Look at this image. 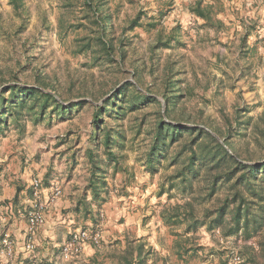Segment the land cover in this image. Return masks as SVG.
Masks as SVG:
<instances>
[{"label":"rangeland","instance_id":"1","mask_svg":"<svg viewBox=\"0 0 264 264\" xmlns=\"http://www.w3.org/2000/svg\"><path fill=\"white\" fill-rule=\"evenodd\" d=\"M93 1L100 14L86 0H0V95L31 86L75 104L61 113L35 92L3 115L0 205L29 195L34 178L42 192L53 184L62 194L64 186L83 190L72 234H100L92 244L108 258L103 264H264V172L241 179L233 158L264 162V0ZM108 13L114 29L102 40L99 20ZM131 83L122 103L112 99L124 110L106 105L96 133L97 107ZM143 94L158 102L142 103ZM165 121L201 133L167 135L151 162ZM237 187L253 202L249 218L242 205L239 227ZM173 209L179 217L164 220ZM77 258L71 263L82 264Z\"/></svg>","mask_w":264,"mask_h":264},{"label":"crops","instance_id":"2","mask_svg":"<svg viewBox=\"0 0 264 264\" xmlns=\"http://www.w3.org/2000/svg\"><path fill=\"white\" fill-rule=\"evenodd\" d=\"M29 187L30 194H27V190L21 191V194L18 195L19 201L15 205L12 204L10 207L0 205V264L7 259L2 242L5 236L11 237L14 241V258L19 261H32L35 264H72V258L69 260L63 256L62 247L72 235V227H74L73 223L75 221L73 213L76 210L77 201L82 198L81 192L83 190L77 189L72 192L73 194H70L68 192L69 186H64L62 196L49 209L45 223L38 228L34 236L35 248L27 250L25 247L28 230L27 214L31 210L34 201L31 185ZM50 188L43 189L42 197L44 199L47 198ZM5 199L4 195H0L1 202H4ZM88 199L91 198L88 197ZM85 203L91 211L93 205L90 201ZM144 235L146 233L140 236L143 237ZM155 237L157 236L155 235ZM151 245L153 249L161 250L159 245L154 243V240L149 244V246ZM102 252L103 250L96 245L86 243L82 254L78 258L76 257V260H80L82 264H103L104 260L108 258H104L105 255H102ZM106 263L109 264L110 262Z\"/></svg>","mask_w":264,"mask_h":264},{"label":"trees","instance_id":"3","mask_svg":"<svg viewBox=\"0 0 264 264\" xmlns=\"http://www.w3.org/2000/svg\"><path fill=\"white\" fill-rule=\"evenodd\" d=\"M86 2H87V4H89V6H91L92 8H94L96 10V13L98 12L97 11L98 8L95 6V3H94L93 0H86ZM200 15H202V14H200ZM100 17H101V22L99 20V24H100V29L102 31L100 37H101L102 40H104V35L107 33L106 29H108V27L111 30L114 29V21H113L112 15L109 14V13L108 14H101ZM108 44H109V49H110L109 53H113L114 50H115V48L113 46L114 45L113 42L110 41V43L108 42ZM128 86H136V85L131 83V84H124L123 86H120L114 92V94H113V96L111 98L105 100L103 105H99L97 107V111L95 112V121H94L95 122V127H96V133H98V131L102 130V123L104 121V115L108 111L107 110L108 107L106 105H109V103L112 102V99L114 97H119V101H121L120 103H122L123 97L126 96V91L125 90L127 89ZM5 89L6 90H3V92L0 95V98H1L0 101L2 100L1 102L4 101L5 104H6V106H3V105H1V102H0V118H1L0 121H3L4 123H6V120L4 118L6 116H3V115L6 114V111H8V109L13 108V107L16 108L17 105H19V103L20 104L24 103L27 100V98L31 97V95L34 94L35 92H37V93L43 95L44 97H46V100H48L49 98L54 99L56 105H58L57 109H59V111H61V113H65L66 111H68L69 108H71L73 105H75V104H71L69 106H64L63 103L60 102L59 100L55 99L54 96L51 93H45L43 90H41L38 87L19 86V85L14 86L13 85V86H10V88L8 90H7V88H5ZM136 90L138 92H140V93L142 92L141 90L137 89V87H136ZM11 91H12V94H11V100H10V103H9V101L4 96V94H5V92H11ZM179 96L181 97V94L175 95V97H179ZM142 100H143L142 103H144V104L147 103V102H151V101L152 102H158L157 98L149 97V96H146L145 94L142 95ZM112 103H114V105H113L114 107L111 108L112 111H117L115 109L118 108L119 109L118 113H120V110L123 111L124 108H125L124 105L119 104L117 101L112 102ZM167 103H168V105H167V108H168L170 106V104H169L170 100H169L168 97H167ZM77 105H79V104H77ZM124 114L125 113H123V115ZM185 130H188V131H196V130H198V134L201 133L200 129L190 128L187 125H182V124H179V123H173V122H169V121L163 122V125L161 124L157 128L158 134H157V137L155 139L154 144L151 147V150H150V153H149V161L152 162L154 160V158H155V155H159L158 152L160 150H163L164 145H165V139H166L167 135H171L172 140H175V136L178 133H181L182 131H185ZM160 140L163 142L161 145H159V141ZM110 143H111V135L109 134L106 137V144H107L106 146L109 147ZM228 145L232 149H234L232 147V144H228ZM220 148H224V150L230 156H232V153L225 146L220 145ZM89 155L93 158V153L90 152ZM111 157L114 159L115 164L118 165L119 159L116 156H113V155H111ZM233 158H234V162L238 166V167L236 166V168H235L236 170L235 171H239V170L243 169L242 174H241V179H245L246 181H253V179H257L258 178L259 174L264 172V162L256 163V164H245V163H243V161H240L235 156ZM96 176H97V174L94 173L92 178H91V186L94 187V192H95V195L97 196L98 195V191H97V189H98L97 188L98 187V178H96ZM236 184H238V182H236ZM235 187H236V185H235ZM238 187H237V191L233 195V202H238V200L240 199V203L238 205V209H237V212H236V215H235L236 219L234 220L235 224H237V226L239 227L240 226L241 212H242V205H245V207H246L245 214L249 218L250 208H252V203L253 202L248 200L247 198H245L243 196V192ZM226 201H227V199H226ZM221 210H222V212L225 210V205L222 206ZM222 212H220L219 218L223 217L222 216ZM177 217H179V215L175 213L174 209L172 210V213L169 214V215L166 214V212L163 211V219L164 220L174 221V220L177 219ZM255 221H257L256 218H255ZM249 227L250 226H249L248 222H246V229L248 230ZM247 230H245L244 237L248 238V237L251 236V234L247 233L246 232ZM246 233H247V235H246ZM259 246L264 249V240H262L261 238H259ZM128 252L130 254H134V247L129 248ZM128 259L129 258L125 259L126 264H132L131 262H129Z\"/></svg>","mask_w":264,"mask_h":264},{"label":"built area","instance_id":"4","mask_svg":"<svg viewBox=\"0 0 264 264\" xmlns=\"http://www.w3.org/2000/svg\"><path fill=\"white\" fill-rule=\"evenodd\" d=\"M34 201L31 210L28 213V230L25 247L27 250L35 248V234L37 228L46 221L47 212L62 196V188L58 184H53L47 198L42 197V181L40 178H34L31 184ZM100 234L86 229L75 231L72 236L64 243L62 254L65 258H76L82 254L86 243H100ZM3 250L7 259L2 264H35L32 261L23 262L14 258V241L11 237L5 236L2 239Z\"/></svg>","mask_w":264,"mask_h":264}]
</instances>
